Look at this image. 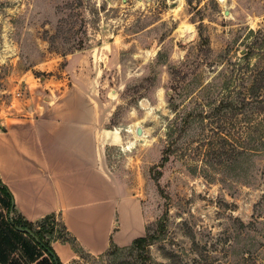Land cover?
<instances>
[{"label": "rangeland", "instance_id": "rangeland-1", "mask_svg": "<svg viewBox=\"0 0 264 264\" xmlns=\"http://www.w3.org/2000/svg\"><path fill=\"white\" fill-rule=\"evenodd\" d=\"M261 43L264 0H0V114L85 85L107 128L132 129L134 147H109L105 161L141 189L147 241L100 255L78 247L68 264H264V111L241 80L264 64L243 57ZM2 196L0 253L34 264L28 234L3 235L19 215ZM44 225L65 236L59 217Z\"/></svg>", "mask_w": 264, "mask_h": 264}, {"label": "crops", "instance_id": "crops-1", "mask_svg": "<svg viewBox=\"0 0 264 264\" xmlns=\"http://www.w3.org/2000/svg\"><path fill=\"white\" fill-rule=\"evenodd\" d=\"M44 99L0 114V179L13 195L12 212L31 222L55 214L91 255L112 243L130 246L145 235L147 210L141 189L116 179L105 158L109 147H134L124 132L130 136L131 127L107 128L109 111L85 85L55 89ZM51 246L62 264L78 255L69 241L54 239ZM47 258L42 252L33 262Z\"/></svg>", "mask_w": 264, "mask_h": 264}, {"label": "trees", "instance_id": "trees-1", "mask_svg": "<svg viewBox=\"0 0 264 264\" xmlns=\"http://www.w3.org/2000/svg\"><path fill=\"white\" fill-rule=\"evenodd\" d=\"M252 54H256L257 57L261 59V61H264V44L261 43L259 46V50L254 52V50H251V52H247L243 57L246 58V60H249ZM238 77H240L237 74ZM242 81L245 80H251V84L246 87V91L249 96L248 100L251 102L250 104L256 109V111H264V64L259 63V64H253V68L250 70L249 74L246 75L245 77H241ZM232 81L226 82V88L229 89L230 86H234V91L235 88H238ZM245 88V87H244ZM233 91V92H234ZM243 94V93H241ZM232 97V96H230ZM223 108H233V102L228 101L227 104L222 105ZM221 107V108H222ZM220 108V109H221ZM218 109V111L220 110ZM0 189L5 193V196L7 197L5 203L6 206L10 211L14 210V205H13V195L11 194L10 190L8 187L3 184V182L0 179ZM57 216L55 214H50L42 218L41 220L37 222H31L28 221L27 219L23 218L21 215H19V218L14 219V218H8L7 220H4V224L2 226L3 231H4V236L7 237H13L16 238L19 242H21L22 238V233L16 229V227H21L25 229L32 230L35 235L37 236L38 240H35L33 237L31 239L34 241V244L32 243H27L22 241V248L24 251L27 253L29 258L32 261H36L40 258L42 252L47 253L49 256L50 260L52 261L53 264H62L60 258L56 254L55 250L51 246V241L54 239H61L64 241H69L71 244H73L74 249L78 252V246L76 244V240L71 234L67 231L66 226L62 223L63 229L65 231V236H55L54 235V230H47L44 225L47 221L55 219ZM45 222V223H44ZM43 223V225H41ZM34 225L40 226V229L34 230ZM49 235V239H46V235ZM147 241V237L142 236L133 241V243L128 246V247H140ZM117 246L115 244H111V246ZM127 248V247H124ZM41 249V250H39ZM0 264H7L4 261V253H0ZM8 264H11L8 263Z\"/></svg>", "mask_w": 264, "mask_h": 264}, {"label": "water", "instance_id": "water-1", "mask_svg": "<svg viewBox=\"0 0 264 264\" xmlns=\"http://www.w3.org/2000/svg\"><path fill=\"white\" fill-rule=\"evenodd\" d=\"M137 134L140 135V136L143 135V130H142L141 127H139V128L137 129ZM13 205H14V201H13ZM16 229H17L18 231H20V232H23V233H25V234L30 235V236L33 237L35 240H38L37 236L35 235V233H34L32 230L25 229V228H21V227H16Z\"/></svg>", "mask_w": 264, "mask_h": 264}, {"label": "bare ground", "instance_id": "bare-ground-1", "mask_svg": "<svg viewBox=\"0 0 264 264\" xmlns=\"http://www.w3.org/2000/svg\"><path fill=\"white\" fill-rule=\"evenodd\" d=\"M140 136V135H139ZM141 136H143V135H141Z\"/></svg>", "mask_w": 264, "mask_h": 264}]
</instances>
